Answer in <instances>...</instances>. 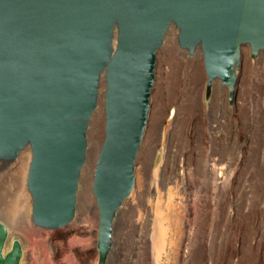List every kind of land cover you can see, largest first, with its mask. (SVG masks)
<instances>
[{"label":"water","instance_id":"obj_1","mask_svg":"<svg viewBox=\"0 0 264 264\" xmlns=\"http://www.w3.org/2000/svg\"><path fill=\"white\" fill-rule=\"evenodd\" d=\"M171 26L189 54L201 48L208 82L220 77L233 96L242 45L253 55L264 49V0H0V159L30 147L36 225L57 228L75 214L106 69L105 136L92 182L97 264L109 257L114 217L135 183L157 52ZM4 233L0 224V245ZM17 247L3 264H15Z\"/></svg>","mask_w":264,"mask_h":264},{"label":"rangeland","instance_id":"obj_2","mask_svg":"<svg viewBox=\"0 0 264 264\" xmlns=\"http://www.w3.org/2000/svg\"><path fill=\"white\" fill-rule=\"evenodd\" d=\"M177 33V28L171 26L157 53L156 83L136 158L135 183L115 215L109 264H154L156 249L151 245L150 231L156 215L152 204L161 205L157 217L165 220L162 223L167 229L168 217L176 222L172 242L164 243V264H264V209L242 219L232 215L237 205H208L215 199V185L208 190L203 176L204 163L209 161L212 163L207 169L213 174L219 170H225L226 175L236 170L252 171L255 191H262L264 49L253 55L249 44L242 45L234 102H228V90L222 86L220 97L217 93L210 104L203 53L200 49L189 54L181 48ZM181 100L184 104L180 113L176 118L168 117V107ZM100 102L87 130L74 217L57 228L33 222L19 224L13 233L0 220L7 235L2 257L17 244L21 250L19 264H35L36 256L38 264L98 263L99 211L92 182L105 135V106ZM210 126L215 127L214 139L210 137ZM22 152L32 154L30 147ZM27 175L24 181L21 170L0 171V213L17 201L10 196L22 182L30 193Z\"/></svg>","mask_w":264,"mask_h":264},{"label":"bare ground","instance_id":"obj_3","mask_svg":"<svg viewBox=\"0 0 264 264\" xmlns=\"http://www.w3.org/2000/svg\"><path fill=\"white\" fill-rule=\"evenodd\" d=\"M115 36H114V39H113V44L114 45H115V41H116V37ZM183 49L188 50V48H183ZM200 49L201 48L199 46H196L193 54L194 53H198V51H200ZM262 50L263 49H261L260 51H262ZM207 80H208V76H207ZM211 81L213 83H216V84L217 83L221 84L228 91L231 92V88L229 87V85L227 83H223V81L221 80L220 77H215ZM154 83H156V77L154 79ZM237 83H238V77H237L236 82L234 84V92L237 91ZM106 84H107V82H106V69H104L100 73V80H99V87H98V98H97L96 108H97V106H98V104H99L100 101H102V104L100 102L101 106L102 107H103V105L105 106V90H106ZM153 86H154V84H153ZM152 89H153V87H152ZM151 95H152V91H151ZM195 102H197V101H195ZM150 108H151V97H150ZM149 112H150V109H149ZM212 129H213V131H215V127L214 126H212ZM26 148H29V146H26L23 149H26ZM23 149H21L19 151V153L14 158H11V159H1L2 160V163L0 164V171H5V172L8 173V172H11V171L14 172L17 169L18 170H21L22 173H23V180L25 181L26 180L27 172L29 171V170L27 171V167H28V164H30V160H31L32 154L31 153L29 155L28 154H23V152H22ZM97 157H98V155H97ZM96 161H97V158H96ZM95 165H96V163H95ZM132 190H133V188H132ZM132 190L130 191V193L128 194V196L131 194ZM10 198H12V199H15L16 198L17 201L15 203H12L10 205H7V207H8L7 208V211H5L4 213L3 212L0 213V220H3L9 226L10 231L13 233L19 227V224L22 225L23 223H28V222H33L34 223V220H33V197H32L31 192L28 193L26 191V187H25V185L22 182V186L21 187H15L14 188V193H13V195L10 196ZM10 198L8 199V201L11 200ZM151 208H152V210L154 211V213L156 215L155 218L153 219L152 228H151V231H150V242H151V245L156 249L155 250V256H154V259L153 260H154V264H164L161 261L162 252H164L165 254H167L166 249L164 247V243L167 240H169V242H172V240H173L172 238L175 235V227H174V224L176 222H175V219L174 220L172 219V217H168L167 220L169 222V226H168V229H167V227H165L163 225L164 223H162L165 220L164 219L163 220H159L158 217H157L158 211L161 210V205H153L152 204L151 205ZM98 211H99V208H98ZM99 216H100V213L98 215V229H99ZM114 219H115V217H114ZM112 236H113V232H112ZM97 242H98V239H97ZM109 254H110V252H109ZM34 261L36 262L35 264H38L39 263V256H36Z\"/></svg>","mask_w":264,"mask_h":264},{"label":"crops","instance_id":"obj_4","mask_svg":"<svg viewBox=\"0 0 264 264\" xmlns=\"http://www.w3.org/2000/svg\"><path fill=\"white\" fill-rule=\"evenodd\" d=\"M209 133L211 139H214L215 133L212 126L209 127ZM211 163L210 161L204 163L206 173L203 175L208 190L211 188V184L215 185V189L212 191L215 199L212 204L208 203V205H237L234 206L232 215L235 218L242 219H248L252 214L256 212L259 214L260 209H264V182L261 193L260 191L256 192V183L254 180H251V178H255L253 175L254 172L236 170L226 175L225 170H219V172L215 171V174H213V171L207 169V165H211ZM213 177H215V181H212ZM210 198L211 194H208V199Z\"/></svg>","mask_w":264,"mask_h":264},{"label":"flooded vegetation","instance_id":"obj_5","mask_svg":"<svg viewBox=\"0 0 264 264\" xmlns=\"http://www.w3.org/2000/svg\"><path fill=\"white\" fill-rule=\"evenodd\" d=\"M156 68V67H155ZM155 77H156V75H155ZM154 86H155V83H154ZM153 86V87H154ZM207 89H208V91H209V99H210V104L214 101V99L216 98V96H217V93H219V97H220V95H221V89H222V85L221 84H219V83H213L212 81L211 82H208L207 83ZM231 92L230 91H228V102L229 103H233L234 102V98H235V96L233 95V96H231V94H230ZM183 104H184V101L183 100H181V101H177L175 104H173L172 106H169L168 107V109H167V111H166V113H167V116L168 117H170V118H172V117H174V118H176V116H177V114L178 113H180V110H181V107L183 106ZM209 104V105H210ZM209 109L211 108V107H208ZM213 108V107H212ZM183 110V109H182ZM215 115L214 114H211V117L213 118ZM6 242H7V235H4L3 236V239H2V241H1V245H0V258L2 259V261H0V264H3V262H4V260H6V258H7V256H8V254L6 255V256H4V257H2L1 256V250L4 248V246H5V244H6ZM13 248V247H12ZM18 249H17V257H16V262H15V264H19L18 263V257H19V253H20V246L18 245V247H17ZM12 250V249H11ZM8 252V251H7ZM105 264H109V257H108V259H107V261H106V263Z\"/></svg>","mask_w":264,"mask_h":264}]
</instances>
